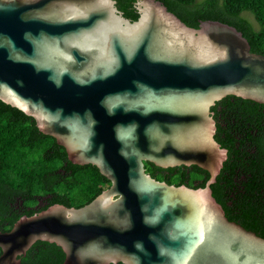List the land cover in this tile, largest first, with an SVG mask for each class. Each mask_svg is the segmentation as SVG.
<instances>
[{"label":"water","instance_id":"1","mask_svg":"<svg viewBox=\"0 0 264 264\" xmlns=\"http://www.w3.org/2000/svg\"><path fill=\"white\" fill-rule=\"evenodd\" d=\"M135 7L132 20L116 0H0V99L111 182L0 229V264L37 240L58 245L61 264H264V237L211 188L228 151L211 107L231 94L264 103V54L227 22L190 26L161 0ZM145 161L209 177L176 185Z\"/></svg>","mask_w":264,"mask_h":264},{"label":"trees","instance_id":"2","mask_svg":"<svg viewBox=\"0 0 264 264\" xmlns=\"http://www.w3.org/2000/svg\"><path fill=\"white\" fill-rule=\"evenodd\" d=\"M161 1L190 26L197 27L199 19L234 25L248 39L252 51L264 54V0ZM116 6L124 16L137 18L135 0H116ZM211 110L215 139L228 149L211 184L212 194L229 219L264 237V103L231 94L216 101ZM145 168L156 179L176 185L199 187L209 177L207 170L195 164L161 167L145 161ZM110 183L95 165L73 163L65 147L40 131L32 116L0 99L1 230L10 229L21 215L56 202L81 206ZM36 244L57 254L52 259L51 253L42 249L39 261H63L64 253L55 243L37 240ZM20 258L21 264L29 261L26 256Z\"/></svg>","mask_w":264,"mask_h":264},{"label":"flooded vegetation","instance_id":"3","mask_svg":"<svg viewBox=\"0 0 264 264\" xmlns=\"http://www.w3.org/2000/svg\"><path fill=\"white\" fill-rule=\"evenodd\" d=\"M38 207V206H37ZM36 208V207H35ZM37 210V209H36ZM43 241V240H42ZM35 243V242H34ZM41 244H36V245H31L30 248L27 250L26 254L23 255V256H26L27 259L29 261L27 262H24L23 264H61L62 262L60 263H57V262H54V261H51L50 263H45L43 261H39L38 260V255H39V252L42 250V249H46L48 250L50 253H51V257L52 259H55L57 257V254H55V252L53 251L52 248H42L41 249ZM54 252V253H53ZM64 253V252H63ZM65 255V254H64ZM21 264V261L20 263Z\"/></svg>","mask_w":264,"mask_h":264}]
</instances>
